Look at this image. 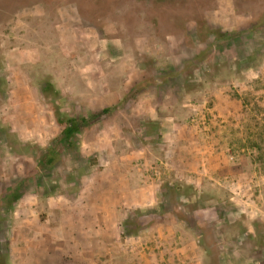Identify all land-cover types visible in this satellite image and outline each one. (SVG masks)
<instances>
[{"label":"rangeland","instance_id":"374dc122","mask_svg":"<svg viewBox=\"0 0 264 264\" xmlns=\"http://www.w3.org/2000/svg\"><path fill=\"white\" fill-rule=\"evenodd\" d=\"M52 103L70 116L113 111L48 168L62 132ZM12 193L38 214L13 218ZM70 197L96 208L95 238L81 236L97 241L94 264H111L112 243L114 264H214L220 250L222 264H264V0H0V243L11 262L22 251L9 246L10 220L29 248L23 264H47L49 246L66 264L74 247L42 238L46 206ZM85 210L72 220L80 235ZM142 216L155 224L137 228ZM50 221L60 228L57 213ZM195 245L205 254L186 259Z\"/></svg>","mask_w":264,"mask_h":264},{"label":"crops","instance_id":"0c3cea01","mask_svg":"<svg viewBox=\"0 0 264 264\" xmlns=\"http://www.w3.org/2000/svg\"><path fill=\"white\" fill-rule=\"evenodd\" d=\"M76 173H77V175L79 174L78 172H76ZM74 176L76 177V174ZM66 185L69 186L67 183H66ZM65 190L68 193V195L71 194L70 189H65ZM25 197L26 196H24V195L21 196V198L16 200V202L13 204L14 205V211L12 212L13 218L21 217L22 220H24L25 217L29 214H31V215L32 214L33 215L38 214V210H37L38 207L36 205V202L30 201ZM48 201H50V200H48ZM79 201H80V199H77L76 197L75 198L70 197V199L68 201H64V200L62 201L61 199H56L55 202H51L46 206L45 209H47V213H48L49 217L46 218L45 223H47V224L49 223V225H48L49 226V233L47 236L43 237L42 240L47 239L48 237L54 235V232H57L58 236H62L63 239L67 240V245L74 247V249H70L68 247L64 251V253H62L63 256L65 257V261L63 263H66V264H82V262L86 261V262H89V264H94L93 263L94 260L93 259H92V261L87 260V256H89L88 253L95 251V249L98 247L97 244H95V242L97 243V241L94 240V242H92L91 239L86 241L85 239H82L81 236H84V234H85V237L87 236L89 238H95V236H93L95 228L91 224V221L94 220V224L97 225L96 221L98 219V214H97L96 208L94 209L92 207L91 203H89L87 205V203H84V201H80V202ZM78 204H82L84 206L85 205L87 206V210H85L83 212L85 213V216H86V218H84V219H86V220L88 219L87 221L89 223H86L85 225H83V230H84L83 235L78 234L79 230H81V229H78L77 223L72 221L78 215V212H77V205ZM43 209H44V207H43ZM52 213H57V218L59 220L58 222H59V224H61L60 228L55 229V226L52 225V223L50 221V215ZM92 213H93V217H92ZM70 223H71V225H70ZM21 226H22L21 223H18L17 221L12 222L10 220V224H9V228H8L9 233L6 235H7V237L8 236L11 237L9 246L12 249V253L17 252V250H21L22 255L20 258L23 261L24 259H27V257H28L29 248L22 246V245H19L18 243L15 242L16 239L20 235H22L23 230H22ZM3 232L4 231H1V234ZM50 232H52L53 234H51ZM184 233L187 234V232L182 231V234H184ZM165 236L170 237L169 235H165ZM191 236H192V234H191ZM48 242L50 244V242H53V239L49 238ZM93 243H94V246H93ZM117 243H119V241H117ZM91 245L93 248H90ZM81 246H82V249H80ZM53 248H55V246H49L48 247L49 251H48V255H47V264H54L52 262V260H50V256H49L51 253V250ZM88 248H90V249H88ZM118 248H119V246H116L114 243H112V247L110 248V250H111V255H110L111 264H114V262H115V257L117 256ZM182 249H184V247ZM182 249H180V250L183 251ZM206 250H207L206 247H201V246L195 245V247L192 249V251L189 252L190 257H188L189 255L187 254L188 249H186L184 252L186 253L185 254L186 259L191 260L192 259L191 255L194 251H196L197 253H202L201 255H204ZM65 252H67V253H65ZM176 252H177V250L174 249V253H176ZM220 252H221V254H220ZM220 255H222L221 250L219 251L218 259H219V264H222ZM71 256L73 259L70 258ZM82 257H83V259H82ZM21 260L13 261V262H11V264H23L21 262ZM198 260L199 261H197V264H204L205 263L204 257H200ZM200 260H201V262H200ZM188 264H196V262H193L191 260Z\"/></svg>","mask_w":264,"mask_h":264},{"label":"trees","instance_id":"16d2710c","mask_svg":"<svg viewBox=\"0 0 264 264\" xmlns=\"http://www.w3.org/2000/svg\"><path fill=\"white\" fill-rule=\"evenodd\" d=\"M175 75H173L174 77ZM171 77H162L163 82H167ZM151 82L156 83L158 79L151 77ZM160 80V79H159ZM148 82V81H146ZM145 83H142L140 86H143ZM53 84L51 82H47L45 84V88L43 94L45 97H49L51 91L53 90ZM52 109L54 113L55 122L62 128V132L59 137H57L52 145L46 150L43 155L42 165L48 168L55 166L61 159L62 151L65 146L72 145L73 139L79 134V132L88 126L95 125L100 120H102L105 116L110 114L113 111V108H105L101 112L92 114L91 117H78V116H70L62 112L61 107L57 103H52ZM21 194L12 193L9 195V200L16 201L21 198ZM156 222V218H148V217H140L139 224H137V228L140 229L151 227ZM132 224L131 221L127 220L124 224L125 233L128 235L136 234L137 231H132L128 227ZM211 236V234L209 235ZM206 247V246H205ZM207 248V247H206ZM210 252V251H209ZM217 251L213 255H215L213 263L218 264L219 259L217 257ZM0 264H11L10 256L3 248L0 243Z\"/></svg>","mask_w":264,"mask_h":264}]
</instances>
